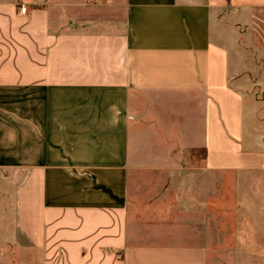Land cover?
Listing matches in <instances>:
<instances>
[{
	"label": "crops",
	"instance_id": "crops-1",
	"mask_svg": "<svg viewBox=\"0 0 264 264\" xmlns=\"http://www.w3.org/2000/svg\"><path fill=\"white\" fill-rule=\"evenodd\" d=\"M184 221H264V0H0V264H264Z\"/></svg>",
	"mask_w": 264,
	"mask_h": 264
},
{
	"label": "rangeland",
	"instance_id": "rangeland-1",
	"mask_svg": "<svg viewBox=\"0 0 264 264\" xmlns=\"http://www.w3.org/2000/svg\"><path fill=\"white\" fill-rule=\"evenodd\" d=\"M197 154H202L199 152ZM196 158V157H195ZM200 159V157H197ZM204 163L205 158L200 159ZM179 221H145L148 227L154 226L156 230L162 231L163 226H169L171 229L176 230V224ZM185 225H191L194 228L200 229L203 235L206 236V243L212 244L213 250V235L214 237H225L223 246L232 244L233 236L239 232H245L250 235V244L256 245L258 234L264 235V221H219V225L213 230V221H184ZM218 223V222H217ZM259 229L261 230L259 232ZM202 235V236H203Z\"/></svg>",
	"mask_w": 264,
	"mask_h": 264
},
{
	"label": "trees",
	"instance_id": "trees-1",
	"mask_svg": "<svg viewBox=\"0 0 264 264\" xmlns=\"http://www.w3.org/2000/svg\"><path fill=\"white\" fill-rule=\"evenodd\" d=\"M190 152L194 157H200V159L205 158L207 154V150L205 148H192L190 149ZM199 152H202V154H197Z\"/></svg>",
	"mask_w": 264,
	"mask_h": 264
},
{
	"label": "built area",
	"instance_id": "built-area-1",
	"mask_svg": "<svg viewBox=\"0 0 264 264\" xmlns=\"http://www.w3.org/2000/svg\"><path fill=\"white\" fill-rule=\"evenodd\" d=\"M21 11H22V12H26V11H27V7L22 6V7H21Z\"/></svg>",
	"mask_w": 264,
	"mask_h": 264
}]
</instances>
